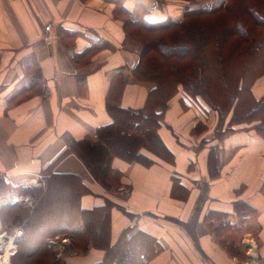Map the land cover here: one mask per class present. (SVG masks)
Wrapping results in <instances>:
<instances>
[{
    "label": "crops",
    "instance_id": "1",
    "mask_svg": "<svg viewBox=\"0 0 264 264\" xmlns=\"http://www.w3.org/2000/svg\"><path fill=\"white\" fill-rule=\"evenodd\" d=\"M211 1L0 0V197H33L32 206H0V232L13 224L23 228L16 260L27 251L23 240L30 230L25 224L33 211L50 196L64 194V203L72 197L79 213L62 212L61 218L82 228L76 235L37 237L48 264L103 261L105 250L92 246L81 210L98 215L94 225L98 232L106 227L111 248L131 236L143 243L155 239L160 249L147 264H249L240 244L245 248L253 240L247 233L254 223L256 264H264V138L242 127L216 135L215 114L201 117L180 93L164 106L156 104L155 84L136 76L138 54L123 47L124 12L135 5L142 6L147 20L159 22L179 17L185 7L208 8ZM31 59L41 78L8 103L5 97L13 86L30 79L32 73L24 77V61ZM252 91L255 99L264 96V74ZM109 108L155 121L149 131L157 145H146V135H136L134 121L128 128L142 138L134 151L139 161L120 156L111 147L113 136H104L116 120ZM79 148L105 151L98 166L107 167L106 179L92 174ZM37 176L42 187L30 185ZM173 177L180 195L171 192ZM83 187L81 195H72ZM234 203H245L255 213L224 233L226 244H234L228 250L213 236L211 213H230ZM195 212V223L188 225ZM228 220L236 222L231 216ZM65 237L58 256L47 241L59 244Z\"/></svg>",
    "mask_w": 264,
    "mask_h": 264
},
{
    "label": "trees",
    "instance_id": "2",
    "mask_svg": "<svg viewBox=\"0 0 264 264\" xmlns=\"http://www.w3.org/2000/svg\"><path fill=\"white\" fill-rule=\"evenodd\" d=\"M218 3L217 7H186L180 18L167 17L159 22L147 20L142 6L137 4L134 10L124 12L123 47L138 54L136 76L155 84L152 100L156 104L164 106L176 93H180L185 104L197 109L203 118L214 113L217 121L221 120V125L229 117L224 130L220 132L221 129L217 128L216 135H226L231 130L234 132L236 129L233 128L241 123L239 125H243L242 129L252 130L264 138V96L255 99L252 94L255 81L264 74V0H220ZM135 9L141 14L135 13ZM217 20L220 22H216ZM261 33L259 37L257 34ZM24 67V77L30 76V73L32 75L28 81L23 78L13 86L5 97L8 103L25 92L24 89L31 86L32 82L41 78L36 61H24ZM109 110L116 120L114 126L105 129L104 136H113L111 147L120 156L140 160L138 155L134 156V151L142 143V138L132 135V129H128L134 122L135 133H138L136 135H146V145L149 141L157 145V136L154 131H149L150 126L154 127L155 121L150 122L151 119L143 118L139 113L134 116L117 108ZM161 112L156 113L157 117ZM79 146L81 147V143ZM79 150L84 154L81 157L92 174L106 179L107 167L98 166L105 151L90 153L88 148ZM100 180L104 182V179ZM57 190L59 193L63 191L62 188ZM84 191V187L82 191L77 188L72 191V195L79 196ZM171 192L173 195L182 194L176 177H173ZM64 197V194L50 196L33 211L25 224L26 230H30L29 236L23 240V248L26 247L27 251L22 250L17 260L15 255L11 264H44L46 257L43 256L47 251L41 247L37 237L66 233L76 235L80 231L81 225L70 226L68 220L61 218L62 212H72L74 215L79 213L76 201L71 197V200L68 199L69 203L65 204ZM80 212L86 220V227H90L92 246L105 250L103 261L97 264H147L159 252L160 246L155 239L153 242L145 239L143 243L142 238L137 236L121 240L111 248L106 227L98 232L94 225L93 220L98 215L93 210ZM196 213L188 225L195 223ZM254 213L245 203H234L230 213H211L215 218L210 223L213 236L226 244L224 233L234 228L238 222H246ZM229 216L235 218L236 222L231 223ZM226 245L228 250L234 246L233 243ZM45 264L48 262L45 261Z\"/></svg>",
    "mask_w": 264,
    "mask_h": 264
},
{
    "label": "built area",
    "instance_id": "3",
    "mask_svg": "<svg viewBox=\"0 0 264 264\" xmlns=\"http://www.w3.org/2000/svg\"><path fill=\"white\" fill-rule=\"evenodd\" d=\"M42 177L37 176L31 180L30 185L32 187H42ZM16 204L23 203L27 206H32L33 197L30 195H16L5 193L0 197V206L4 204ZM23 236V228L21 225L14 226L7 231L0 232V264H11V259L17 254L18 240ZM68 237L61 239L60 243L57 244L56 239H49L48 245L52 248H57L58 256L61 254L65 243H67ZM248 245V244H247ZM246 257L248 258L249 264H256L258 262L256 244L248 245Z\"/></svg>",
    "mask_w": 264,
    "mask_h": 264
},
{
    "label": "rangeland",
    "instance_id": "4",
    "mask_svg": "<svg viewBox=\"0 0 264 264\" xmlns=\"http://www.w3.org/2000/svg\"><path fill=\"white\" fill-rule=\"evenodd\" d=\"M218 1H220V0H212L211 2H212V4L210 3L209 4V6L211 7V6H213V7H217V6H219V3H218ZM221 4V3H220ZM223 6V5H222ZM159 7H161L162 8V6H161V4H159ZM186 8V7H185ZM136 11H135V13L136 12H138V15H140L141 14V12L140 11H138V9H135ZM183 12V11H182ZM181 15H182V13L179 15V17H176V18H174V19H178V18H180L181 17ZM216 19H218V17L216 18ZM216 22H220L219 20H217ZM242 29V28H241ZM243 29H245V27L243 28ZM243 29H242V31H243ZM259 37L262 35V33L261 34H257ZM258 37V38H259ZM259 40V39H258ZM215 117H216V123L218 124V126L220 125L219 124V122H221V120L218 122L217 121V116L215 115ZM229 121V117H227L226 119H225V121H223V123L219 126V128L220 129H224L225 127H226V125H227V122ZM239 124H241V123H239ZM236 125L235 127L237 128V127H243V125ZM9 189V188H8ZM10 190V189H9ZM11 192H16V190H11ZM12 216V215H11ZM14 225V224H13ZM10 228H12V227H10ZM240 232V231H239ZM242 233H245V229H243L242 230ZM247 234H249V238H252L253 240H251V241H248V242H246L248 245H253V244H256V229H255V226H254V223L249 227V231H248V233ZM243 238V237H242ZM21 239V238H20ZM241 240H243V239H241ZM236 242H238L239 244H240V242L241 241H236ZM245 243V242H244ZM247 245V246H248ZM240 246H241V249H242V251H243V254H242V256L244 257L245 256V258H246V253H247V250H248V247L246 246L245 248H243L242 247V244H240ZM245 246V245H244ZM238 252H240V251H238ZM12 261V260H11ZM243 262H245V261H243ZM248 263V262H247ZM250 263V262H249Z\"/></svg>",
    "mask_w": 264,
    "mask_h": 264
}]
</instances>
